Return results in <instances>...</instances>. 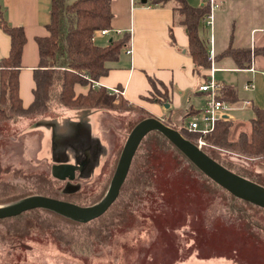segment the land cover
Instances as JSON below:
<instances>
[{
	"label": "rangeland",
	"instance_id": "obj_1",
	"mask_svg": "<svg viewBox=\"0 0 264 264\" xmlns=\"http://www.w3.org/2000/svg\"><path fill=\"white\" fill-rule=\"evenodd\" d=\"M113 105L103 107L104 112L89 121L90 115H82L79 108L60 107L40 115L20 114L7 110L0 102L3 171L0 200L11 195L3 190L8 184L15 187L12 193L47 190L41 176L53 186H62L66 192L80 190V198L87 202L99 196L104 185L111 181L124 142L137 118L136 111L130 113V107L119 104L118 97ZM246 114L247 122L253 115L251 110ZM51 120H56L52 122L56 125L48 123ZM88 122L94 123L100 133L88 127ZM231 123L229 137L236 139L245 128L238 122ZM37 125L44 139L37 141L40 135L31 133L29 143L25 137L27 131L32 132ZM193 134L185 133V136L196 142L199 137ZM203 139L207 143L201 147L203 151L217 148L224 158L238 163L252 160L254 171L264 177V157L233 155L211 145L206 136ZM158 155L154 161L158 167L150 182L144 187L123 189L121 203L132 192L140 191V194L128 208L131 214L128 222L115 226L111 237L92 238L86 250L74 249L43 235L39 226L31 230L14 219L3 220L0 221V264H264V212L254 213L241 206L239 214L233 212L228 207L232 205L228 195L212 186H203L205 180L184 158ZM62 162L78 168L63 181L51 174V167ZM239 205L242 204H236ZM46 216L45 212H39L33 216L34 223H38L39 217V224L44 225ZM247 220L256 221L259 227L246 226ZM60 227L63 233L70 230L64 223ZM13 229H20L23 236L13 233Z\"/></svg>",
	"mask_w": 264,
	"mask_h": 264
},
{
	"label": "trees",
	"instance_id": "obj_2",
	"mask_svg": "<svg viewBox=\"0 0 264 264\" xmlns=\"http://www.w3.org/2000/svg\"><path fill=\"white\" fill-rule=\"evenodd\" d=\"M172 3L175 13V21L183 25L189 39V54L195 64L196 69L205 70L209 68L208 49L205 41L199 36V24L203 18L209 14L207 5L193 7L186 0H152V4ZM111 0H76L71 4H66L65 0H51L50 4V22L47 24L48 35L38 38L39 65L34 70L33 78L35 87L33 89V101L27 107H23L18 94V74L20 69V58L23 45L25 43V34L22 27H13L6 23L3 18L0 19V26L10 37V50L7 57L0 61V102L11 112L20 114H45L60 107L65 108H103L113 107V101L116 97L103 88H93L88 79L98 80L107 73L106 62L117 58L120 48L126 43V39L120 41H111L107 46L100 47L93 43L92 36L96 30L109 29L111 26L112 13L110 9ZM222 57L232 58L241 68L249 66V50L243 48H228L221 55ZM87 76L88 79L85 78ZM89 85L87 92L76 93L75 85ZM225 95H220L221 100L237 99L236 92L233 89L224 91ZM223 93V94H224ZM163 96H167L165 93ZM119 104L128 105L133 111H139L138 108L129 105L123 98L119 97ZM253 118L250 120V129L248 132H241L236 139L229 136V119H220L216 122L214 131L206 135V139L211 145L228 150L230 154H243L246 156L264 157V108L254 107ZM148 115H141L136 118L129 130ZM181 134H191L187 130L179 129ZM196 136V134H193ZM193 142V141H192ZM194 143V142H193ZM205 153L234 173L246 178L264 188V177L261 172H255L253 162L238 163L232 161L229 157H223L217 148L206 149ZM158 154H171L174 158L180 155L186 162L196 170V173L205 180V187L220 189L226 193L232 201L228 205L233 212L241 211V207L258 213L264 209L248 201L239 199L227 190L216 184L205 174H203L187 157L163 134L158 131L147 133L141 140L130 164L127 176L120 188L119 194L109 208L99 217L90 221H80L65 216L58 212L47 209H31L17 216L3 218V220L14 219L21 226L26 225L28 229L41 228L43 235H47L55 241L70 245L74 249H87V244L92 238L102 240L112 236L115 226H123L130 219L128 208L132 202H136L135 197L140 194L132 192L127 201L120 202L119 197L125 188L134 189L144 187L154 176L158 167L155 160L159 158ZM252 166V167H251ZM10 172L7 167L6 174ZM16 177L15 170H12ZM0 166V174H2ZM42 184H47V190L39 189L35 192H15L14 186L6 185L3 190L11 195L0 200V205H7L26 197L33 195H44L52 198L72 202L80 206L93 205L99 202L109 187L106 183L93 201L87 202L80 198V190L66 192L60 185L53 186L50 181L41 176ZM241 203L238 207L236 204ZM241 206V207H240ZM245 210V209H244ZM39 212H45L46 222L44 225L34 223L33 216ZM244 213V212H243ZM249 215V214H248ZM248 217V216H247ZM113 219V221H112ZM112 222V223H111ZM61 223L70 226V230L63 233ZM246 226H257L256 221H246ZM20 229H13V233L23 236L24 232ZM65 236L68 238L65 239ZM94 242L93 244H97Z\"/></svg>",
	"mask_w": 264,
	"mask_h": 264
},
{
	"label": "crops",
	"instance_id": "obj_3",
	"mask_svg": "<svg viewBox=\"0 0 264 264\" xmlns=\"http://www.w3.org/2000/svg\"><path fill=\"white\" fill-rule=\"evenodd\" d=\"M74 1L65 0V3L71 4ZM186 1L193 7L207 5L211 9V0ZM213 2L217 6L213 9L211 24L207 25L203 18L198 27L199 36L207 45L209 58V68L200 70L196 69L189 54V39L184 26L175 21L172 3L160 5L152 4V0L144 3L142 0L133 3L130 0H111L112 19L108 33L95 35L96 30L92 41L100 47L107 46L113 40L126 39V43L120 48L116 59L106 62L108 70L104 76L98 80L87 78L89 85L103 88L109 93L119 89L121 94H111L138 108L139 111H134L137 118L145 114L160 119L174 129L186 130L187 121L207 101V94L197 88L210 78L212 65L215 68L213 79L222 83L219 96L225 95L226 88L236 92V100H222L232 107L226 111L223 119L243 124L244 131L248 132L253 117L246 122V112L251 110L253 115L254 107L264 108V0ZM50 4L51 0H0V19L3 18L10 26L22 27L25 34L18 74V94L23 107L33 101V73L39 65L37 39L48 35ZM10 44V37L0 26V61L8 56ZM230 47L249 50L247 68H241L232 58L221 56ZM129 48L131 53L128 54ZM211 49L213 61L210 59ZM248 83H252L254 88L245 90L244 85ZM89 85L77 84L74 90L76 93H85ZM165 93L166 97L163 96ZM79 110L83 112L82 115L89 114L91 121L105 109ZM54 121L48 123L56 125L52 123ZM87 124L100 133L94 123ZM36 127L32 132L29 130L27 134L23 133L28 142L31 133L39 134L37 141H43L45 135L39 125ZM59 164L73 165L69 162ZM73 167V172H77V166Z\"/></svg>",
	"mask_w": 264,
	"mask_h": 264
},
{
	"label": "water",
	"instance_id": "obj_4",
	"mask_svg": "<svg viewBox=\"0 0 264 264\" xmlns=\"http://www.w3.org/2000/svg\"><path fill=\"white\" fill-rule=\"evenodd\" d=\"M146 2V0H142ZM167 107V106H166ZM158 131L170 140L203 174L233 196L264 209V188L227 169L199 149L195 143L155 117L139 121L129 132L120 152L117 165L104 197L97 203L80 206L72 202L44 195H33L17 202L0 205V219L17 216L31 209H47L80 221H90L101 216L117 198L127 176L132 158L143 137ZM73 165L58 164L51 167V174L64 180L72 176Z\"/></svg>",
	"mask_w": 264,
	"mask_h": 264
},
{
	"label": "built area",
	"instance_id": "obj_5",
	"mask_svg": "<svg viewBox=\"0 0 264 264\" xmlns=\"http://www.w3.org/2000/svg\"><path fill=\"white\" fill-rule=\"evenodd\" d=\"M131 3H133L135 0H130ZM217 5L214 4L213 0H211V9L209 14L206 16L205 20L207 25H210L213 19V9ZM108 33V29H100L96 31L95 35H102ZM127 53H131V49L129 48L127 50ZM213 50L211 49L210 59L213 61ZM253 71V69L251 68ZM215 71V68L211 65L210 68V78L208 80H205L202 82L197 90L200 92H204L207 94V101L204 104V106L198 111V113L193 116L189 121H187V124L185 126L186 130L191 133H195L198 135L199 139L194 142L196 146L199 149H202L201 147L204 146L207 143L203 139L206 135L211 134L216 126V122L220 119H223L226 111L230 110L232 107H230L229 104L225 103L224 101L220 100L218 98L220 89L222 88V83L216 82L213 79V72ZM87 79V77L85 76ZM254 85L252 83H248L244 85L245 90L253 89ZM114 94H121V91L119 89H113L110 91ZM247 104L248 102H244Z\"/></svg>",
	"mask_w": 264,
	"mask_h": 264
}]
</instances>
